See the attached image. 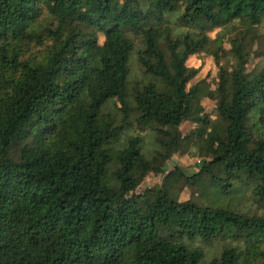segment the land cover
<instances>
[{"label":"trees","instance_id":"trees-1","mask_svg":"<svg viewBox=\"0 0 264 264\" xmlns=\"http://www.w3.org/2000/svg\"><path fill=\"white\" fill-rule=\"evenodd\" d=\"M231 25L222 57L205 34ZM263 28L264 0H0V264H264ZM196 51L220 70L218 122L188 88ZM186 122L206 207L138 193L190 145Z\"/></svg>","mask_w":264,"mask_h":264},{"label":"rangeland","instance_id":"rangeland-1","mask_svg":"<svg viewBox=\"0 0 264 264\" xmlns=\"http://www.w3.org/2000/svg\"><path fill=\"white\" fill-rule=\"evenodd\" d=\"M185 5V2L179 3L177 6L178 12H181ZM201 27L202 24H199L197 27L198 29L187 28L185 31L196 39L203 34L199 30ZM240 29L241 28L236 25H231L226 29L218 28L214 31L206 32L205 35L211 40L218 41V50H220L221 56L225 57L228 55L230 49V38ZM262 30L264 31V28ZM124 37L136 51L145 50L144 43L138 40L134 34L125 31ZM262 41H264V36L262 37ZM103 42L104 36L100 35L99 43L103 44ZM228 61V58H224L221 62L229 68L230 64ZM262 61H264V58H257L252 61L251 65H249L248 71L250 72L251 77H254L260 72ZM187 66L199 70L198 76L189 84L188 88L198 83L200 84L201 89L198 94V100L204 108V114L208 115L212 121L218 122L220 120V114L217 107L220 70L216 65L214 58L206 53L196 51L188 59ZM111 109L113 112H117L114 107H111ZM181 132L184 136H189L191 142L190 145L183 143L179 148L175 149L172 160L167 164L166 173L160 176H154L152 174L147 175L142 186L138 190V193L163 187L167 190L169 197L175 202L193 200L197 202L198 206L206 207L212 204L208 198H210V196L215 197L213 191L208 192V195L203 196L199 190L190 186L186 180L187 176H192L199 172V163L202 161V158L196 150V145L198 143V125L186 122L181 126ZM143 137L145 139V149H147L149 153H152L155 149L153 144L154 137L148 132L145 133ZM252 199L253 198L251 197L247 198L245 202L240 204V207L243 210L254 209L255 203ZM186 243L188 245H193L194 247H202L206 253L212 252L211 256L217 255L219 251L218 248L220 249V246H222L217 243L203 245L202 242H199L198 240H187ZM241 244L243 245V242ZM211 256H209V259Z\"/></svg>","mask_w":264,"mask_h":264}]
</instances>
